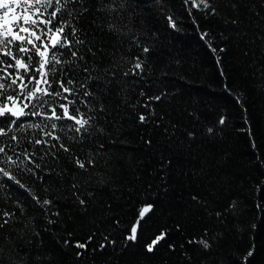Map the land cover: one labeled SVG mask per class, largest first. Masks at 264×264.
Listing matches in <instances>:
<instances>
[{
  "label": "trees",
  "instance_id": "obj_1",
  "mask_svg": "<svg viewBox=\"0 0 264 264\" xmlns=\"http://www.w3.org/2000/svg\"><path fill=\"white\" fill-rule=\"evenodd\" d=\"M210 3L214 15L192 0L77 5L88 8L73 19L85 41L73 47L84 59L65 49L72 63L57 68L74 76L69 99L92 120L78 134L67 119L21 118L22 127L0 136V167L51 202L41 206L0 174V224L8 220L0 264H264V0ZM61 103L44 108L60 111ZM148 206L137 240L127 241ZM162 232L148 252L146 242Z\"/></svg>",
  "mask_w": 264,
  "mask_h": 264
},
{
  "label": "snow or ice",
  "instance_id": "obj_2",
  "mask_svg": "<svg viewBox=\"0 0 264 264\" xmlns=\"http://www.w3.org/2000/svg\"><path fill=\"white\" fill-rule=\"evenodd\" d=\"M24 3L28 7H23L22 11L17 13L16 8L22 7L21 0H0V56L9 57V60L0 59V65H5V67H0V73H2L0 74V81H10L9 83L0 82V118H5L4 123L7 125V128L0 126V136H6L8 132L12 131L14 126L17 128L22 127L17 123L21 118L36 116H42L50 121L67 119L72 121V124L68 125L70 129L78 134L82 133V131L87 133L92 117L76 106L77 101L75 98L69 99L70 96L74 97V90L70 87L74 83V76L69 74L64 68H57V65H71V59H62V57L66 56L63 51L65 49H67V54H70V57H78L80 60L84 59V56L79 54V50L73 47L75 44L82 45L85 43L83 39L77 36L81 29H79L78 25L73 24V19H76L77 16H83V13L88 11V8L84 6L77 9V5H83L84 0H24ZM185 3H188V0H185ZM54 4V10L48 12L47 10L53 8ZM192 4L198 9L202 5L203 8L201 10L210 9L209 15L216 13V9L210 3V0H192ZM69 5H72V7L70 8ZM65 11L70 19L65 20L62 15H58V13ZM45 14H47V19L42 18ZM169 22L170 26L175 28V23L171 17H169ZM40 24L44 25L43 29L39 28ZM68 28L71 30L66 33L65 29ZM21 33L26 35H21ZM204 36H207V33L203 34L202 38ZM143 51L148 52L149 49L145 47ZM20 53L25 55L21 56ZM142 66V61L134 64V68L138 70H142ZM8 69H14V71L9 72ZM13 86L15 87L13 88ZM6 88H12L16 95L6 94L4 91ZM85 95L91 94L85 93ZM44 97H49L50 99H44ZM55 98L65 101V103L58 105L60 111L56 107L45 109L44 105L50 104L51 100ZM154 99L159 100L160 98L155 97ZM24 101H28V103ZM80 103L85 102L81 100ZM37 107H39L40 111L36 110ZM29 108H31V111H26ZM48 112L51 115H47ZM139 120L142 123L145 122V115L141 114ZM219 122L223 124L225 122L224 118L222 117ZM27 127L39 128L41 125L29 124ZM50 128L54 131L57 125L53 123ZM211 131L212 129H209V132ZM47 135L56 140L65 152L69 151L63 143H60L59 136L53 135L52 131H49ZM12 139H16V137L13 136ZM35 142L38 144L45 143V141L41 140H36ZM0 153L6 155L3 147H0ZM7 161L15 163L11 156L7 157ZM76 163L80 168L85 167L83 161L77 160ZM88 163L91 164L92 161H88ZM0 174L7 176L10 180H14L21 188H25L41 206L51 203L47 199L41 201L39 197L21 184L19 180H16L5 168L0 167ZM80 203L83 205L85 201L81 200ZM150 207H144L139 211V219L130 227L129 235L126 237L127 241L135 242L137 240L140 219L150 210ZM11 215L7 212L3 213V216ZM7 223L8 220H4L3 224H0V228ZM164 238L165 233L163 232L156 235L146 242V250L152 252L154 247ZM65 243L67 244L68 241H65ZM199 243L205 249L209 247L206 240H201ZM75 247L85 248L86 245L76 243ZM103 247L104 245H101V248ZM248 255L251 256L252 252L249 251ZM246 259L247 257H245Z\"/></svg>",
  "mask_w": 264,
  "mask_h": 264
},
{
  "label": "water",
  "instance_id": "obj_3",
  "mask_svg": "<svg viewBox=\"0 0 264 264\" xmlns=\"http://www.w3.org/2000/svg\"><path fill=\"white\" fill-rule=\"evenodd\" d=\"M146 214V213H145Z\"/></svg>",
  "mask_w": 264,
  "mask_h": 264
}]
</instances>
